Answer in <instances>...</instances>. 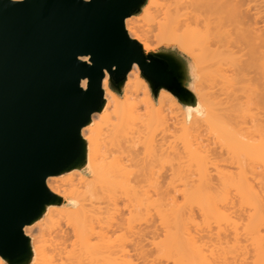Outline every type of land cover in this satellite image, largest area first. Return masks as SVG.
Wrapping results in <instances>:
<instances>
[{
  "label": "bare ground",
  "instance_id": "bare-ground-1",
  "mask_svg": "<svg viewBox=\"0 0 264 264\" xmlns=\"http://www.w3.org/2000/svg\"><path fill=\"white\" fill-rule=\"evenodd\" d=\"M257 1L147 0L141 17L126 20L146 53L149 20L167 35L178 27L173 37L157 28V37L193 57L196 101L184 106L167 90L154 100L138 65L122 96L107 75L103 110L82 131L90 176L74 169L47 180L66 205L48 206L25 228L31 264H264V0Z\"/></svg>",
  "mask_w": 264,
  "mask_h": 264
},
{
  "label": "water",
  "instance_id": "water-1",
  "mask_svg": "<svg viewBox=\"0 0 264 264\" xmlns=\"http://www.w3.org/2000/svg\"><path fill=\"white\" fill-rule=\"evenodd\" d=\"M146 2L0 0V252L8 260L0 257L8 264H31L25 228L65 204L47 180L87 171L82 131L103 110L107 75L121 93L138 65L155 99L167 90L195 103L187 62L146 53L127 32Z\"/></svg>",
  "mask_w": 264,
  "mask_h": 264
},
{
  "label": "rangeland",
  "instance_id": "rangeland-1",
  "mask_svg": "<svg viewBox=\"0 0 264 264\" xmlns=\"http://www.w3.org/2000/svg\"><path fill=\"white\" fill-rule=\"evenodd\" d=\"M259 1H263V0H259ZM257 4V3H260V2H258L257 0H256V2H252V4H250V5H254V4ZM262 3V2H261ZM260 3V4H261ZM263 5H264V2H263ZM263 5H261V6H263ZM264 8V7H263ZM141 14H142V11H141V13H139L138 15H134V16H136V17H141ZM140 19V18H139ZM156 19V18H155ZM159 19V18H158ZM153 19H151V21L149 20L147 23L149 24L148 26L146 25V30L148 29L149 31H150V29H151V32H150V34L149 33H147V34H149L148 36H150V38H151V40L150 41H152L151 43H152V50L150 51V52H154V53H158V52H173V53H175V54H177L178 56H180V57H182L186 62H187V64L189 65V67H190V69H191V72H192V70H193V66H194V60L192 59L193 57L192 56H190L188 53H186V52H184L183 50H182V48L180 49V46L177 44V43H173L172 41H171V43H170V39H169V37H167V36H170V34H172V37H173V35L175 36V34L176 33H179V30L177 29L178 27H176L174 24V27H176L175 29H174V27H173V30H178V31H176V32H174L173 33V30L172 29H170V28H168V29H170V34L169 35H167L166 33H164L163 31H165V30H161V29H163V28H158V26L159 25H156V27H155V24L158 22L159 23V21L156 19V21H152ZM153 22V23H152ZM147 23H145V24H147ZM157 23V24H158ZM160 24V23H159ZM173 25H171V26H173ZM145 26V25H144ZM150 26V27H149ZM153 26V27H152ZM149 27V28H148ZM160 29L161 30V32H162V35H164V34H166L167 36L165 37H163V38H161V37H157V36H162L161 35V33H159V31L160 30H158V29ZM172 28V27H171ZM157 29V30H156ZM167 29V32H169V30ZM157 31V32H156ZM172 31V32H171ZM182 32V31H181ZM159 33V34H158ZM156 36V37H155ZM171 37V36H170ZM149 38V39H150ZM162 39V40H161ZM164 39V40H163ZM169 41H168V40ZM165 43H164V42ZM176 45H178V46H176ZM180 49V50H179ZM207 71H210L209 69H207ZM210 74V73H209ZM213 74V73H212ZM211 74V75H212ZM207 75V74H206ZM142 79H143V81L144 82H146L145 81V79L142 77ZM207 79V78H206ZM212 79H210V81H211ZM208 81V84H209V80H207ZM207 81H205V83L207 82ZM146 84L148 85V83L146 82ZM125 86H126V82H125V84H124V87H123V91L121 92V93H118L113 87H112V85L109 83V87L116 93V94H118V95H123V92H124V89H125ZM149 86V85H148ZM150 88V87H149ZM192 89V88H191ZM149 91H150V94H151V97L154 99V100H157V99H159L160 97H161V95H162V91L163 90H161V92H160V94H159V96H158V98L157 99H155L154 98V96H153V94H152V91H151V89H149ZM166 104H167V102H166ZM165 104V105H166ZM168 106H171V105H168ZM174 107V106H173ZM173 107H171V108H173ZM176 107H174L173 108V112H175V111H177L176 109H175ZM170 110H172V109H170ZM175 110V111H174ZM172 112V111H171ZM180 113V112H179ZM179 115L180 116V114H178V111L177 112H175V114L174 113H171V115L173 116H171L172 118H174L175 117V115ZM179 116H176L177 118L179 117ZM181 118V117H180ZM180 118H178V119H180ZM175 119V118H174ZM177 133H180V132H177ZM174 134V133H173ZM173 134H172V136H173ZM175 134H176V132H175ZM174 134V135H175ZM171 135V134H170ZM171 136V138H170V140L174 137H172ZM176 136V135H175ZM183 136V135H182ZM178 137V136H177ZM176 137V138H177ZM180 137V136H179ZM175 138V139H176ZM177 140V139H176ZM168 141H169V138H168ZM180 141H181V138H180ZM173 142H174V140H173ZM169 143H170V141H169ZM175 143H176V141H175ZM178 143V142H177ZM182 143V142H181ZM171 144H173L172 142H171ZM174 145H177V144H174ZM181 145V144H180ZM178 146H179V144H178ZM180 148H183V147H181L180 146ZM83 174H85V175H87L88 174V171H85V172H83ZM88 177L90 176V175H87ZM66 205V204H65ZM151 249V248H150ZM152 251V250H151Z\"/></svg>",
  "mask_w": 264,
  "mask_h": 264
},
{
  "label": "snow or ice",
  "instance_id": "snow-or-ice-1",
  "mask_svg": "<svg viewBox=\"0 0 264 264\" xmlns=\"http://www.w3.org/2000/svg\"><path fill=\"white\" fill-rule=\"evenodd\" d=\"M81 67H85V65H81ZM0 256H3L5 260H8V257L5 253L0 252ZM9 264H11V261H9Z\"/></svg>",
  "mask_w": 264,
  "mask_h": 264
}]
</instances>
